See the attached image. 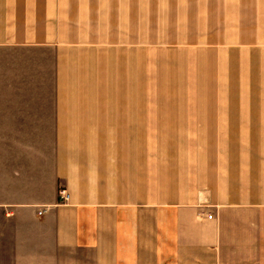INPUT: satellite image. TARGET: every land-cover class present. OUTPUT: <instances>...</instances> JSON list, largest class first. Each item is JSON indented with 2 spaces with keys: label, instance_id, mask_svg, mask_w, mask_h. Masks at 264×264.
I'll return each instance as SVG.
<instances>
[{
  "label": "crops",
  "instance_id": "1",
  "mask_svg": "<svg viewBox=\"0 0 264 264\" xmlns=\"http://www.w3.org/2000/svg\"><path fill=\"white\" fill-rule=\"evenodd\" d=\"M0 264H264V0H0Z\"/></svg>",
  "mask_w": 264,
  "mask_h": 264
},
{
  "label": "built area",
  "instance_id": "2",
  "mask_svg": "<svg viewBox=\"0 0 264 264\" xmlns=\"http://www.w3.org/2000/svg\"><path fill=\"white\" fill-rule=\"evenodd\" d=\"M70 197H71V195L65 187H62L59 190V201H60V203H67L70 200Z\"/></svg>",
  "mask_w": 264,
  "mask_h": 264
}]
</instances>
